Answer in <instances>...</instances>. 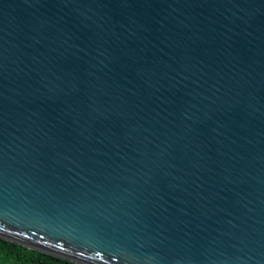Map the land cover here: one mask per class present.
I'll return each mask as SVG.
<instances>
[{"label":"water","instance_id":"obj_1","mask_svg":"<svg viewBox=\"0 0 264 264\" xmlns=\"http://www.w3.org/2000/svg\"><path fill=\"white\" fill-rule=\"evenodd\" d=\"M0 238L264 264V0H0Z\"/></svg>","mask_w":264,"mask_h":264},{"label":"trees","instance_id":"obj_2","mask_svg":"<svg viewBox=\"0 0 264 264\" xmlns=\"http://www.w3.org/2000/svg\"><path fill=\"white\" fill-rule=\"evenodd\" d=\"M0 264H79L0 238Z\"/></svg>","mask_w":264,"mask_h":264}]
</instances>
